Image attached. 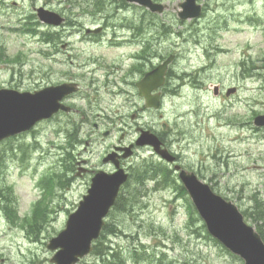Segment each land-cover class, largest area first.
Segmentation results:
<instances>
[{
    "label": "rangeland",
    "instance_id": "374dc122",
    "mask_svg": "<svg viewBox=\"0 0 264 264\" xmlns=\"http://www.w3.org/2000/svg\"><path fill=\"white\" fill-rule=\"evenodd\" d=\"M13 1L3 0L0 6V86L9 83L12 77L20 82L18 71L26 84L34 86L42 80L51 84L62 79L66 64L54 65L41 57L37 53L42 46L40 38L15 28L22 11L31 13L32 0H17L16 6L12 5ZM44 1L38 0L37 5ZM61 1L50 6L64 11L76 22L68 27L69 31L94 21L102 22L101 19L93 21L91 14L81 6L71 7L69 1ZM109 1L112 3L107 8L110 13L114 12V6L124 1L117 15L125 16L119 21H125V17L142 21L140 4L128 0ZM182 1L157 0L167 8L163 13L150 11V15L145 14L144 21L150 20L151 51L164 56L174 54L171 75L186 72L189 76L183 75L173 81L171 78V84L180 85L178 91H166L160 109H150L139 123L127 126V130L131 129L128 140L135 136L134 125L149 124L151 130L164 132L163 123H168L166 133L172 149L181 157L180 163L246 211L250 224L264 227V127L254 124V118L264 114V0H204L201 2L204 6L202 16L189 20L179 17ZM95 22L90 26L97 25ZM42 28L46 29L45 26ZM78 35L72 39L76 64L84 63L88 54L104 53L102 47L96 52L95 46L82 44ZM83 47L85 52H77ZM18 51L26 54L13 62ZM105 55L110 58L116 53ZM65 56L66 53L60 51L59 58ZM161 60L160 57L152 59L157 64ZM52 67L54 70L50 73ZM74 68L78 73V67ZM81 79L89 80V76ZM215 84L220 85L219 96L214 95ZM232 89L234 92L228 94ZM107 90L93 96L106 110L111 109L110 103L114 108L121 107L126 95L117 94L114 98L112 93L105 94ZM66 126L63 122V127ZM56 127L57 123L51 120L38 125L31 134L0 145V154L9 151L4 154L6 157L0 155V187H6L7 191H3L8 194L9 185L13 186L11 197L17 198L15 207L19 215V220H10L2 207L5 202L1 200L0 264H53L50 259L54 253L47 244L65 227L70 212L87 193L83 179H76L73 185L66 182L60 186L63 171H67L62 163L66 136L56 137ZM122 127L120 125L121 130ZM103 128L112 129L113 126L105 123ZM80 129L84 139L90 140L88 150L84 152L90 163H97L121 133L115 130L108 138L99 131L90 135V130L95 131L93 124L80 126ZM35 138L41 141L39 146ZM85 146L83 141L76 147V152L83 151ZM24 152L26 160H23ZM147 160L159 161L150 149H145L140 150L131 162L136 168ZM43 177L52 178L48 185L49 188L52 184V195L50 198L46 196L49 217L40 227L41 222L37 219L34 222L37 227L32 228L26 219L34 215L35 211L31 213V210L42 194L40 182ZM172 178L176 179L173 174ZM132 186L123 190L130 198L133 195L128 192L133 191ZM154 186V182H148V189L133 203L132 210L114 208L107 218L110 222L106 231L107 242L111 237L116 248H123L119 250L123 251L128 264H164L170 260L184 264H244L242 259L210 237L202 228L203 221L190 215L186 198L179 196L173 187ZM112 228L119 232L117 236L112 234ZM97 260L98 255L91 253L79 264H94Z\"/></svg>",
    "mask_w": 264,
    "mask_h": 264
},
{
    "label": "flooded vegetation",
    "instance_id": "af4514ba",
    "mask_svg": "<svg viewBox=\"0 0 264 264\" xmlns=\"http://www.w3.org/2000/svg\"><path fill=\"white\" fill-rule=\"evenodd\" d=\"M55 1L59 4L62 3L61 0H45L43 4L37 5L38 0H32L31 13H27L26 10L22 11L18 15V22L15 28L18 31L31 33L33 36L40 38L39 42L42 43V46L37 53L41 57L53 62L54 65L58 64L60 66L59 62L66 64L67 68L63 71V78L51 84L44 83L42 80L34 86L33 84H26L22 80L21 72L18 71L20 82L12 77L9 83L0 87L19 91H36L49 86L58 87L64 83L77 84L78 89L61 100V103L71 107V111L59 110L51 119L44 120L42 123L54 120L58 125L55 129V135L60 138L62 134H65L66 138L64 139L67 141H70L75 135V129L72 125H78L82 128V126L93 124L95 131L90 130V135L99 131L104 137L108 138L113 135V131H121L119 139L105 149L97 163H90L89 159L84 156V152L88 150L90 145V140L84 139L83 134H81L82 129L77 132V141L73 145H69L67 164L70 169L66 171L65 180L69 185H73L76 179H83L87 184L88 190L98 172L110 174L117 169H124L129 174H132L134 164L131 160L140 150L150 149L151 154H154L150 147L139 148L134 145L143 130H150L149 124L137 127L134 125L135 136L131 140H128L131 129L127 130L126 128L127 126H132L133 122L139 123V120L144 117V113L150 111L146 99L140 96L138 87L139 80L150 72L152 68L150 60L154 57L153 52H150V20L144 21L146 18L145 14L150 15V8L141 5L143 17L140 19L142 21H134L127 17H125V21H119L121 17L125 16L124 14L121 16L117 15L120 8L124 6V1L114 6V12L110 13L108 9L112 3L109 0H66L70 2L69 5L71 7L81 6L82 9L87 10L91 14L93 21L100 19L102 21H94L97 25L90 26L94 23L92 22L88 26L74 27L72 31H69L68 27H72L76 22L73 19H69L64 11L56 10L50 6ZM155 1L157 2V0ZM131 3L138 4L135 1ZM2 4L3 0L0 1V6ZM12 5H18V1L14 0ZM40 8H43L44 11L53 15V17L62 18V21L53 24L47 22L41 18ZM25 24L29 25V27H24ZM42 26H45L46 29H43ZM75 35H78L77 38L82 44L95 46L96 52H99V48L102 47L104 53L99 52L102 55L88 54L84 63L76 64L77 54L73 53L75 47L72 40ZM60 51L66 53L64 58H59ZM19 52L16 53V56L14 55L13 62L21 60V55L26 54L24 51ZM77 52H85L84 47L77 50ZM114 52L116 55H112L110 58L105 57V54ZM75 66L79 69L78 73L75 71ZM53 70L52 67L50 73ZM87 75L89 80L81 79ZM169 76L168 74L167 81L170 79ZM169 82L171 83V80ZM174 86L175 84H173ZM86 87L94 93H101L109 89L105 94L112 93L114 98L117 94L126 95V98L123 105L117 108H114V104L109 101L111 109L106 110L98 103V98L93 96L94 93L87 92ZM170 90H172L171 86H165L161 89L163 102L166 98V91ZM126 105L130 108H125L124 106ZM63 122H66V127H63ZM105 123L111 124L113 128L104 129L103 124ZM120 125H123V130L120 129ZM162 127L164 132L159 130L152 131L158 134L164 147L173 152L177 156V162L181 164V157L172 149V144L169 142L171 140L166 133L169 124L163 123ZM83 141L86 145L83 151L76 152V147ZM128 147H132L131 152L133 154L125 157L128 152L126 148ZM112 155L113 158H110ZM172 165L174 166L175 163Z\"/></svg>",
    "mask_w": 264,
    "mask_h": 264
},
{
    "label": "water",
    "instance_id": "95a60500",
    "mask_svg": "<svg viewBox=\"0 0 264 264\" xmlns=\"http://www.w3.org/2000/svg\"><path fill=\"white\" fill-rule=\"evenodd\" d=\"M150 7L152 11L162 12L163 5L154 4L153 0H131ZM199 0H184L179 12L181 19L197 18L202 14ZM41 18L50 23H59L61 18L53 17L40 10ZM174 56H170L163 64L152 70L138 84L140 94L147 99V105L158 108L160 93L153 94L165 83L169 64ZM215 95L219 94L220 85L214 86ZM70 90L62 87L47 88L39 92H17L0 89V141L29 130L38 121L50 118L61 107L60 100ZM234 92V89L228 94ZM257 126H264V114L255 120ZM138 146L150 145L162 158L169 162L176 157L162 148V141L151 131H143L138 138ZM131 148L125 156L131 155ZM179 177L189 192L199 214L204 219L209 233L222 242L234 254L239 255L244 264H264V240L256 229L248 224L243 213L232 201L217 194L211 186L199 179L195 172L182 169ZM128 179L124 170L113 174L98 173L91 188L80 202L76 211L69 215L65 229L52 238L48 248L56 251L51 261L55 264H77L81 258L93 250V242L100 237L105 225V217L115 205L120 188Z\"/></svg>",
    "mask_w": 264,
    "mask_h": 264
},
{
    "label": "trees",
    "instance_id": "16d2710c",
    "mask_svg": "<svg viewBox=\"0 0 264 264\" xmlns=\"http://www.w3.org/2000/svg\"><path fill=\"white\" fill-rule=\"evenodd\" d=\"M0 165H1V162H0ZM133 179L135 180L134 182H133ZM150 181L155 183V187L162 184V187L170 186V187L175 188L179 196L186 198L188 202V207L190 208L189 209L190 215L191 216L196 215L195 216L196 219L201 221L200 217H198V213L196 209L194 208L191 200L188 197V194L184 186L179 184L176 179L172 178L171 172L168 169H166L160 164H154V163H150V164L144 163L137 168V170L132 174V180L126 185V187H129L133 184V186L136 187V188H133L132 186L131 189L133 191L129 190L128 192V194L133 195V196L130 198L128 197V195H125L122 192L114 208L120 207L123 210H132L133 205H134L133 203H136V201L142 197L141 194H144L146 192L145 190L148 189L146 188V185H148V182ZM176 182L178 183L177 185H176ZM141 186H143L144 188H141ZM3 190L7 191L6 187L4 188L0 187V202L1 200L5 202V204L3 205L4 210H7L9 213H12V211L15 212V209L12 207V203L14 200L11 197L12 188L9 187L8 194H5ZM258 203H262V202L258 201ZM258 205L261 206L260 204ZM9 213L8 215H10ZM256 213L258 215H261V213L258 211H256ZM244 214L247 215V212L244 211ZM260 218H262V216ZM109 223L110 222L106 224V226L104 227L103 233L101 235V238L94 245L93 253L97 254L99 257V260H97L94 264H128L123 251H120L119 250L120 248L118 249L114 246V244L112 243V240L110 239L111 237L109 238V241L107 242L106 231L109 227ZM202 228L206 231L204 224H202ZM257 229L260 233H262L260 227H257ZM111 232L115 236L119 234V232L116 231L115 228H112ZM167 264H184V263L169 261Z\"/></svg>",
    "mask_w": 264,
    "mask_h": 264
},
{
    "label": "bare ground",
    "instance_id": "6f19581e",
    "mask_svg": "<svg viewBox=\"0 0 264 264\" xmlns=\"http://www.w3.org/2000/svg\"><path fill=\"white\" fill-rule=\"evenodd\" d=\"M172 90H173V91H177V90H178V87L173 88ZM141 230H142V229H141ZM146 230H147V229H146ZM142 231H143V230H142ZM145 233H146V232H145ZM142 234H143V233H142ZM142 234H141V235H142ZM148 234H149V233H148ZM148 234H147V235H148ZM138 243H139V242H138ZM152 249H153V248H152Z\"/></svg>",
    "mask_w": 264,
    "mask_h": 264
}]
</instances>
